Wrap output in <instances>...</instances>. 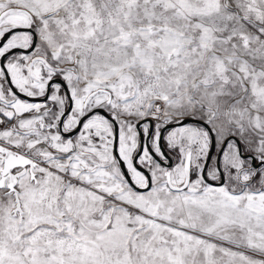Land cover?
I'll return each mask as SVG.
<instances>
[{
  "label": "snow or ice",
  "instance_id": "1",
  "mask_svg": "<svg viewBox=\"0 0 264 264\" xmlns=\"http://www.w3.org/2000/svg\"><path fill=\"white\" fill-rule=\"evenodd\" d=\"M0 264H264V0H0Z\"/></svg>",
  "mask_w": 264,
  "mask_h": 264
}]
</instances>
